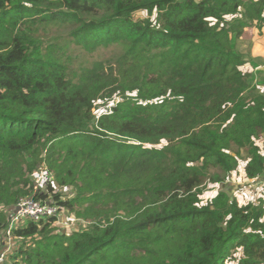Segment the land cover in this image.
Returning <instances> with one entry per match:
<instances>
[{"label": "trees", "instance_id": "1", "mask_svg": "<svg viewBox=\"0 0 264 264\" xmlns=\"http://www.w3.org/2000/svg\"><path fill=\"white\" fill-rule=\"evenodd\" d=\"M246 21L264 23V0H0V238L26 198L88 224L13 229L32 246L11 264H264V209L203 194L240 164L264 175V69L240 68L232 36ZM49 25L67 31L58 49ZM70 43L115 54L83 83ZM41 167L72 197L51 176L38 190Z\"/></svg>", "mask_w": 264, "mask_h": 264}, {"label": "rangeland", "instance_id": "2", "mask_svg": "<svg viewBox=\"0 0 264 264\" xmlns=\"http://www.w3.org/2000/svg\"><path fill=\"white\" fill-rule=\"evenodd\" d=\"M144 13H139L135 16L136 19H142L144 17ZM227 21L232 20L230 17H226ZM44 31L46 33H49L50 36L52 37V43H55V49H58L62 44L67 43V31L62 30L57 28L54 25H49L44 28ZM233 38L235 45L239 48V51H242L243 53L248 55V58L251 59L250 62L246 63L245 66L240 67L244 72H248L253 70L255 72V68L260 66V70L264 69V23H259V22H253V23H248L246 21L244 27L241 29L240 35L238 34L237 30L234 29L233 33ZM68 54L67 58L71 57V62L67 64H71L73 67V72L75 73V79L82 81L83 83L86 82V80L83 78L82 74V68L86 66V68L92 63L95 62V60L101 56L105 55L107 57H112L115 52L109 50L106 51L104 49L102 50H92V49H84L82 47H78L73 44L68 45ZM250 64H254L257 66H249ZM92 70V69H89ZM134 96L135 94H131ZM119 96L118 94L114 95L113 99L109 101H96L95 108L93 110V114L95 117H99L102 114L106 113L111 106H115L119 102ZM256 143L261 149V151L264 153V134L259 136L256 139ZM238 170V169H237ZM44 171H46L45 167H41L40 171L37 173L35 178V184L36 188L40 190L43 186L41 185L42 180H45L46 177L51 176V180H53L54 186H55V194L59 193L61 195V199L64 200L65 198L69 199L72 196L69 195V190L67 189H62L60 187H56V183L53 179V176L50 175H45ZM260 178L264 177H259L256 180H250V185L248 190L255 184L256 181L260 180ZM264 183V182H263ZM220 185L216 186H211L209 184H206L203 188L204 190V196L210 195L212 196L219 188L220 186H223L222 188H226L225 185L227 186L229 184L228 181H223L219 183ZM45 188V186L43 187ZM229 190V189H228ZM244 190V189H242ZM54 193V191L52 192ZM262 192H260L261 194ZM51 194V193H49ZM230 197H234V195H230ZM241 202V199H239ZM48 202V201H46ZM248 203L255 204V205H260L264 209V199L259 198L258 200H249ZM55 206V205H54ZM13 215V214H12ZM11 217V216H10ZM9 221V220H8ZM263 221H264V215H263ZM29 222L28 219H24L23 225H26V223ZM88 224L83 223V221L79 218H77V215L75 212H64V214L61 215L60 218H58L57 223L55 222L54 225V232L60 234L66 233V234H71L72 231L74 230H80V231H85L87 230ZM12 241V240H11ZM14 245L16 246L17 249H26L32 246L30 240H15L13 241ZM238 253L234 252L233 253V258H237ZM228 264H238L237 261H232L230 260Z\"/></svg>", "mask_w": 264, "mask_h": 264}, {"label": "crops", "instance_id": "3", "mask_svg": "<svg viewBox=\"0 0 264 264\" xmlns=\"http://www.w3.org/2000/svg\"><path fill=\"white\" fill-rule=\"evenodd\" d=\"M261 153L264 156L262 151ZM243 167L244 164H240L238 170L232 173L226 180L229 182V184L227 186L225 185V187H227L229 190L224 188V190L229 192L230 195H234V197H231V199H235L240 206L248 204L249 200H258L259 198L264 199V178H260V180L256 181L255 184L248 190L250 180L245 178ZM261 177H264V175ZM222 187L223 186H220L217 191H221L223 189ZM260 192L262 193L260 194ZM239 199H241V202ZM62 214H64V211L59 214V218ZM13 241L15 240L8 241L5 238H0V255H4L3 264H11L10 258L13 255L14 250H16V246L14 245Z\"/></svg>", "mask_w": 264, "mask_h": 264}, {"label": "built area", "instance_id": "4", "mask_svg": "<svg viewBox=\"0 0 264 264\" xmlns=\"http://www.w3.org/2000/svg\"><path fill=\"white\" fill-rule=\"evenodd\" d=\"M56 206L50 202L35 201L32 198L21 199L17 206L14 207L13 215L7 223L6 238L11 241V231L22 226L24 219L38 223L47 218H59ZM4 263V255H0V264Z\"/></svg>", "mask_w": 264, "mask_h": 264}]
</instances>
